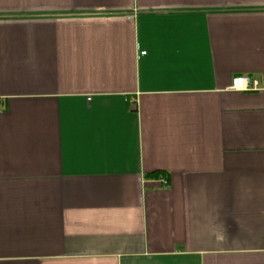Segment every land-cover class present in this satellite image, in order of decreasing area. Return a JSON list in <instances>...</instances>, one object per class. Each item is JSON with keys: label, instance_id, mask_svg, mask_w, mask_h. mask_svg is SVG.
Wrapping results in <instances>:
<instances>
[{"label": "crops", "instance_id": "obj_1", "mask_svg": "<svg viewBox=\"0 0 264 264\" xmlns=\"http://www.w3.org/2000/svg\"><path fill=\"white\" fill-rule=\"evenodd\" d=\"M0 264H264V0H0Z\"/></svg>", "mask_w": 264, "mask_h": 264}, {"label": "built area", "instance_id": "obj_2", "mask_svg": "<svg viewBox=\"0 0 264 264\" xmlns=\"http://www.w3.org/2000/svg\"><path fill=\"white\" fill-rule=\"evenodd\" d=\"M258 88V82L246 75L233 78L230 85L232 91L239 92H255ZM159 182L161 186L166 187L167 182L165 180L161 179Z\"/></svg>", "mask_w": 264, "mask_h": 264}, {"label": "trees", "instance_id": "obj_3", "mask_svg": "<svg viewBox=\"0 0 264 264\" xmlns=\"http://www.w3.org/2000/svg\"><path fill=\"white\" fill-rule=\"evenodd\" d=\"M155 176H158L157 174Z\"/></svg>", "mask_w": 264, "mask_h": 264}]
</instances>
